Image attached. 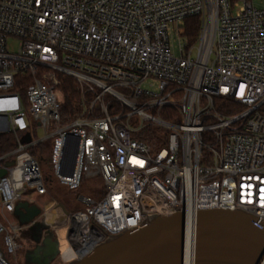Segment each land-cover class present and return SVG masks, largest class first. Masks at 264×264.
<instances>
[{
	"label": "built area",
	"instance_id": "obj_1",
	"mask_svg": "<svg viewBox=\"0 0 264 264\" xmlns=\"http://www.w3.org/2000/svg\"><path fill=\"white\" fill-rule=\"evenodd\" d=\"M192 17L201 20L194 43L183 26ZM61 76L81 92L67 122ZM215 100L229 102L226 113ZM165 108L179 122L163 119ZM3 134L15 147L0 154V264H12L28 227L9 220L23 201L41 209L29 227L44 222L72 261L182 212L193 264L199 211L240 209L264 222V9L254 0H0ZM45 144L50 175L33 153ZM94 179L103 193L79 195V211L43 201L55 183L77 191Z\"/></svg>",
	"mask_w": 264,
	"mask_h": 264
},
{
	"label": "water",
	"instance_id": "obj_2",
	"mask_svg": "<svg viewBox=\"0 0 264 264\" xmlns=\"http://www.w3.org/2000/svg\"><path fill=\"white\" fill-rule=\"evenodd\" d=\"M30 134L23 139L29 143ZM73 163L75 152L69 157ZM6 170H0V177ZM41 209L27 201L20 202L14 216L22 226H29ZM66 218L57 224L61 228ZM196 238L193 264H264V222L237 209L206 210L196 214ZM32 227L40 228L36 223ZM186 216H153L136 232L111 236L81 260L69 264H185ZM36 248L26 251L25 260L34 264H52L60 255V246L48 234Z\"/></svg>",
	"mask_w": 264,
	"mask_h": 264
},
{
	"label": "rangeland",
	"instance_id": "obj_3",
	"mask_svg": "<svg viewBox=\"0 0 264 264\" xmlns=\"http://www.w3.org/2000/svg\"><path fill=\"white\" fill-rule=\"evenodd\" d=\"M254 6L258 9H264V0H254ZM185 41L186 40L184 39L183 43H185ZM175 46L176 54L179 55L177 51V41H175ZM193 58H196V51L193 52ZM50 147V144H45L40 150H38L37 152L35 151V154H40L41 157H43L50 152ZM41 169L45 175H50L51 166L49 156L46 157L45 161L41 162ZM102 186V182L97 179L88 181L86 180L82 184L79 192H77V194H74L67 188L61 187L57 183H55V187L49 190V195L47 196L48 198L43 201L56 200L59 203V206L63 209H65V206H63V204L66 203L69 204L66 207V209H68L69 211L78 210L80 209L79 206H81L77 200L78 195H92L94 197H100L103 193ZM26 197L33 198L37 203H41V198L33 193H28ZM9 220L13 223L18 221L14 215L9 216ZM5 225L9 229V231H11V228L7 222H5ZM16 243L18 244L19 249L14 256H10V261L12 262V264H24L25 252L33 246L31 227H26L22 232L18 234ZM71 261L72 260L70 258L61 254L53 264H69Z\"/></svg>",
	"mask_w": 264,
	"mask_h": 264
},
{
	"label": "trees",
	"instance_id": "obj_4",
	"mask_svg": "<svg viewBox=\"0 0 264 264\" xmlns=\"http://www.w3.org/2000/svg\"><path fill=\"white\" fill-rule=\"evenodd\" d=\"M184 34L185 36H187L189 38V40L194 43L199 35V29L201 26V20L198 17H192V18H188L184 21ZM61 98L63 101V106H62V115L65 118L64 122H67L66 119H73L79 112L80 110V96H81V92L80 89L77 85V83L68 76H61ZM29 80H26L25 83H28ZM215 105H216V109L221 112V113H226L225 109L227 106H229V102L228 101H224V100H215ZM161 116L163 117V119H165L166 121L172 122V123H177L179 122V114L177 112V110L175 109H171V108H165L162 110L161 112ZM155 133L152 132V135H154ZM142 139H145L144 137H141ZM149 143H151V145H153L154 147H158V143L156 142V138H154L153 136L151 138H149ZM15 147V140L12 134H3L0 135V154H5L8 153L10 151H12ZM43 147V145L39 146L37 149H35L33 151V153H35V151L37 152L38 150H40ZM49 153L46 154L45 156H43L42 158L46 159V157H48ZM52 188H54L53 186L49 187V190H51ZM80 190V189H79ZM79 190L77 191H71L74 194H77V192H79ZM79 196V195H78ZM69 204H63V206H65V210L69 211L68 209H66V207ZM79 206V205H78ZM80 209L78 210H74V211H69V212H76L82 209V206H79Z\"/></svg>",
	"mask_w": 264,
	"mask_h": 264
},
{
	"label": "flooded vegetation",
	"instance_id": "obj_5",
	"mask_svg": "<svg viewBox=\"0 0 264 264\" xmlns=\"http://www.w3.org/2000/svg\"><path fill=\"white\" fill-rule=\"evenodd\" d=\"M41 225L40 228H36V227H31V230H32V243H33V246L31 248H29L27 251H32L36 248L37 244H36V241H40V244L45 240V238L48 236V234H53V236L55 237L54 233L52 231H50L46 224L44 222L42 223H38ZM56 239V237H55ZM26 253V252H25ZM60 256V255H59ZM58 256V257H59ZM57 260V259H56ZM55 260V261H56ZM54 261V262H55ZM53 262V263H54ZM52 263V264H53ZM24 264H34V263H31V262H27L25 260V257H24Z\"/></svg>",
	"mask_w": 264,
	"mask_h": 264
},
{
	"label": "bare ground",
	"instance_id": "obj_6",
	"mask_svg": "<svg viewBox=\"0 0 264 264\" xmlns=\"http://www.w3.org/2000/svg\"><path fill=\"white\" fill-rule=\"evenodd\" d=\"M185 264H192V263H189L188 261H186Z\"/></svg>",
	"mask_w": 264,
	"mask_h": 264
},
{
	"label": "crops",
	"instance_id": "obj_7",
	"mask_svg": "<svg viewBox=\"0 0 264 264\" xmlns=\"http://www.w3.org/2000/svg\"><path fill=\"white\" fill-rule=\"evenodd\" d=\"M54 187H55V185H54Z\"/></svg>",
	"mask_w": 264,
	"mask_h": 264
}]
</instances>
